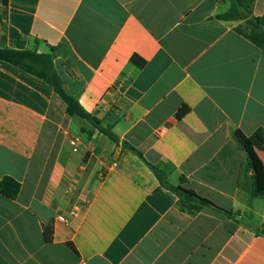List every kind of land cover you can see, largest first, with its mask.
Instances as JSON below:
<instances>
[{
	"label": "crops",
	"instance_id": "obj_1",
	"mask_svg": "<svg viewBox=\"0 0 264 264\" xmlns=\"http://www.w3.org/2000/svg\"><path fill=\"white\" fill-rule=\"evenodd\" d=\"M228 7L8 0L3 13L0 0V46L52 53L65 89L119 137L88 121L73 132L49 84L0 61V181L21 184L0 193V264H264V195H251L264 150L233 136L264 128V52L217 19ZM146 161L231 216L181 210Z\"/></svg>",
	"mask_w": 264,
	"mask_h": 264
},
{
	"label": "trees",
	"instance_id": "obj_2",
	"mask_svg": "<svg viewBox=\"0 0 264 264\" xmlns=\"http://www.w3.org/2000/svg\"><path fill=\"white\" fill-rule=\"evenodd\" d=\"M228 3V9L218 14L216 17L225 22H242L235 28V32L250 41L264 52V16H256L253 13V4L255 0H224ZM8 0H3V13L6 12ZM0 61L7 62L49 84L55 93L64 101L66 105V114L70 117L77 116L88 121L95 129L107 136L110 140L119 143V137L110 129L101 125V121L88 113L64 87L63 81L57 73L54 66V56L52 53H38L36 50H14L4 45L0 46ZM188 108L183 106L177 113L179 119L183 118ZM239 145L243 146L250 143L255 150H264V128L258 129L250 137L244 135L241 130H236L233 134ZM125 146L135 152L139 157L143 156L131 145L125 143ZM148 166L155 173L162 186L172 191L178 197V204L181 210L190 214L201 211L204 208H210L216 212L231 216L230 212L216 206L210 200L200 197L193 190L187 189L181 185L175 186L169 183L162 170L147 162ZM252 166V162L250 161ZM21 184L11 178L4 177L0 181V193L7 198L16 199L20 192ZM251 195L253 197L263 196L264 192L259 190L257 176H252ZM45 241L51 242L53 231L51 227H46L44 231Z\"/></svg>",
	"mask_w": 264,
	"mask_h": 264
},
{
	"label": "rangeland",
	"instance_id": "obj_3",
	"mask_svg": "<svg viewBox=\"0 0 264 264\" xmlns=\"http://www.w3.org/2000/svg\"><path fill=\"white\" fill-rule=\"evenodd\" d=\"M81 125L88 126V123H87V121H85V120H83V119H81V118H79L77 116H74L73 117V127H72V131L78 133L79 132V127Z\"/></svg>",
	"mask_w": 264,
	"mask_h": 264
},
{
	"label": "built area",
	"instance_id": "obj_4",
	"mask_svg": "<svg viewBox=\"0 0 264 264\" xmlns=\"http://www.w3.org/2000/svg\"><path fill=\"white\" fill-rule=\"evenodd\" d=\"M114 165H116V164H114ZM61 220H62V218H60Z\"/></svg>",
	"mask_w": 264,
	"mask_h": 264
}]
</instances>
